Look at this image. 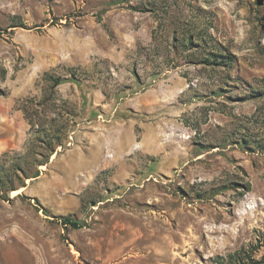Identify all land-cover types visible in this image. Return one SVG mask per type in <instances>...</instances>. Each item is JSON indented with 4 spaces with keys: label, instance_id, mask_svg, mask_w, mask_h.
<instances>
[{
    "label": "rangeland",
    "instance_id": "obj_1",
    "mask_svg": "<svg viewBox=\"0 0 264 264\" xmlns=\"http://www.w3.org/2000/svg\"><path fill=\"white\" fill-rule=\"evenodd\" d=\"M0 91V264H264V0H0Z\"/></svg>",
    "mask_w": 264,
    "mask_h": 264
},
{
    "label": "trees",
    "instance_id": "obj_2",
    "mask_svg": "<svg viewBox=\"0 0 264 264\" xmlns=\"http://www.w3.org/2000/svg\"><path fill=\"white\" fill-rule=\"evenodd\" d=\"M45 79L49 82H51L52 87H56L57 85L63 83L66 79L62 78L61 76H54L50 74H45ZM72 79H75V76H72ZM2 92L0 91V94ZM45 139L43 140V143L46 144V147L48 149V155L47 156H42V158H35V164L41 165L44 164L48 161V158L51 154L54 153L56 150V147L58 145H61V139L59 136L55 134L54 131L52 132H47L44 134ZM36 175V174H35ZM33 175V176H35ZM13 186H10L8 190H12ZM65 222L73 227H78V222L73 220L70 216H67L63 219ZM256 249H254L253 245H250L249 247H241L238 250H235L234 252L228 253L227 255V262L229 264H261L260 260L255 259L253 256V253Z\"/></svg>",
    "mask_w": 264,
    "mask_h": 264
}]
</instances>
